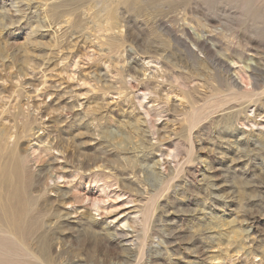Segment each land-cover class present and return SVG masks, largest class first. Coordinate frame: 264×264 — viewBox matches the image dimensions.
Segmentation results:
<instances>
[{
    "label": "rangeland",
    "instance_id": "rangeland-1",
    "mask_svg": "<svg viewBox=\"0 0 264 264\" xmlns=\"http://www.w3.org/2000/svg\"><path fill=\"white\" fill-rule=\"evenodd\" d=\"M193 25L223 29L218 47L264 68V0H0V213L13 147L68 167L33 194L57 235L52 257L62 255L50 264L120 263L122 248L144 241L132 220L139 227L147 215L145 248L158 260L147 254L136 264H264V75L256 72L259 96L233 95L214 53L184 34ZM129 65L136 74L123 71ZM57 139L60 148H51ZM103 151L112 154L109 168L72 169ZM125 178L137 190L125 189ZM59 192L68 203L52 206ZM81 222L128 236L80 237ZM168 226L184 234L170 245L174 256ZM10 229L0 220V264H44Z\"/></svg>",
    "mask_w": 264,
    "mask_h": 264
},
{
    "label": "bare ground",
    "instance_id": "bare-ground-1",
    "mask_svg": "<svg viewBox=\"0 0 264 264\" xmlns=\"http://www.w3.org/2000/svg\"><path fill=\"white\" fill-rule=\"evenodd\" d=\"M111 8H112V6H111ZM111 17H113V16L111 15ZM201 27H202L201 25H196V26L192 27V30L188 27H184L183 28L184 34L187 37H189L191 39V41L199 49H201L204 52L205 56H208L210 53H214L213 60H214V62H216V64L218 66L221 67V69H222L221 72L224 73V76H223L224 81L233 89V95L239 96V97L259 96V94H261V93H258L257 90H259V88H261V85L259 86L256 82V76H257L256 72L264 75V68L263 67L261 68L260 62L258 60H254V58H250L249 60L242 61V59L244 58L243 52L242 51L239 52L237 49L232 48L229 45H227L225 48L218 47L215 40L221 36L222 37L225 36V34L223 33L224 32L223 29H221L219 27H215V26L211 27V25H210V28H211L210 31H205V30L202 31ZM110 42L115 43V44H119L120 42H123V41L116 38V39H111ZM182 52H184V51L182 50ZM194 53H196V52H194ZM236 55H239V57H238L239 61L235 60ZM229 61L231 63H233L234 65H237L240 61L244 62L245 64L243 66H239L238 68L234 69L233 66L229 65ZM203 62L205 63L207 61L203 60ZM123 71L128 75L136 74L134 66H130V65H129V67H126ZM237 78L240 79L242 82L246 83L247 86L249 84H252V88L251 89L243 88L238 83ZM218 88H220V87H218ZM194 118L196 120L197 115H194ZM29 123L30 122H28V121L23 123V128H25V130L29 127V125H30ZM6 133L7 132L0 130V143L3 140H6ZM8 139H11V135L8 137ZM54 141H55V139H54ZM8 144H9V142H8ZM13 144L17 145L15 141L13 142ZM53 144L51 145V148H53V149H59L60 148L59 146H61L60 143H58V139ZM193 147H194V144L191 143L190 155H192V153H193ZM61 151H62V153H66V151L63 149ZM174 153H172V152L170 153V150H169L168 155L173 156V157H179V155H180L179 153H176V154H174ZM10 154H12V157H15V159L13 158L14 162H12V169L8 171V173L6 174V176L4 177V179L2 181V190L4 191V193H3L4 196H3L2 200L4 201V203H3V207H1L2 213H0V220L3 222H6L8 224V226L11 228L10 229L11 233H13L14 235L18 234L20 236V239H22V243L25 245V248L31 252L33 257L41 259L44 264H50L51 262H54V261L56 262V260L58 261V258H61V256H62L61 254H58V255H55L54 257H52V254H51L52 244L54 243V240H55L57 235L54 231L45 229V222L42 221L41 219H39V216L44 211L46 212L47 209H45L43 206H41L40 195H33V194L34 193H36V194L42 193V190H43L42 187L44 186V184L48 185L47 179L52 177L51 173H53L54 171L59 173L58 178H63L64 174L60 170L67 169L68 167L62 166V167H55L54 168L49 159L43 160V158L41 159V157L40 158L39 157H32L31 155H28V154L27 155L26 154L24 155L23 153L21 154L19 149H17V146L13 147V150H11ZM111 155L112 154L105 152V151H103L102 154H97V153L86 154L82 161L81 160H78V162L72 161L71 167L75 172L89 170L93 164H97V166L99 167V163H100V166H102L101 165V163H102L104 168H107L109 165H106V161H108L109 158L112 157ZM112 159H114V158H112ZM38 162L41 164V166H39L38 169H36L34 167H35L36 163H38ZM126 163H127V161H126ZM121 168H123V167H121ZM121 168L119 169V172H117V175L119 177L124 175L123 174L124 169H121ZM212 177L214 178L215 175H212ZM8 179L10 181H12L10 183V185L7 183ZM204 180L205 181L207 180L206 175H204L203 178L201 180L199 179L198 181L204 182ZM121 181H122L123 187L125 189L132 190V191L137 190L136 189L137 186L135 187L133 185L134 183L131 182L130 180H128L127 178L121 179ZM215 185L217 186V184H215ZM221 187L222 186H220L219 188H221ZM243 194L247 195V193H245L244 191H243ZM59 200H61V202L64 204L68 203L67 193H60L59 192L58 197L51 199V204H53L52 206H55V202H57ZM154 203H155V199L152 200V204L150 206L151 209H152V206L154 205ZM58 210H59L58 208L55 209V212L57 213ZM149 220H150V218L148 215L145 219H141V221H140L141 226L139 224V227L136 226L138 224V222H137L138 220L137 221L132 220L130 226L134 230L144 231L143 232L144 234L142 236L144 238V241L139 245V247H137L136 250H132V248H130V247L122 248V252L120 253V256H117V258H116V259H118V261H120V263L117 262V264H136L139 261H142L144 259L145 255H147V254H148L149 259H151L150 260L151 263L156 262L158 260L152 256V253L150 251L147 252L148 250H146V248H145V239H146L147 233H148L147 228H148ZM80 225L83 226V228H82V230H77V233H76V235H78L80 237H81V235H84L85 238H89V239L96 238V239L102 241V240H106V239H110V240L115 239L116 240V239L121 238L123 236H128V235H126L128 233L119 232L116 230L114 233H109L107 236H105L102 233L98 232L94 228L92 223H90V222H85V223L81 222ZM175 230H176V228L173 226H168L165 229V232H166L165 235L167 236V237H164V238H166L165 243L169 246L170 251L172 252L171 256H174V253H173L170 245L173 244L177 240V238H175V236L177 235V234L175 235ZM153 231H154V229H153ZM59 235L60 236H58V237H61V233ZM72 235H74V234H72ZM72 235L70 237H72ZM178 236L182 237V236H184V234H182V233H181V235L178 234L176 237H178ZM237 237H238V235L236 234L235 238H237ZM178 239H179V237H178ZM59 241H60V239H59ZM123 241H127V240H123ZM90 260H91V258H90ZM112 261H114V260H112ZM68 262L71 264H74L72 262V260H70V259H68ZM151 263L147 260L143 264H151ZM168 263L169 264H180V261L170 260V262H168ZM87 264H88V261H87Z\"/></svg>",
    "mask_w": 264,
    "mask_h": 264
}]
</instances>
